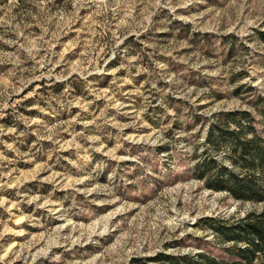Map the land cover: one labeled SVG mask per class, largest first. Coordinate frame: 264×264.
<instances>
[{
  "label": "rangeland",
  "instance_id": "obj_1",
  "mask_svg": "<svg viewBox=\"0 0 264 264\" xmlns=\"http://www.w3.org/2000/svg\"><path fill=\"white\" fill-rule=\"evenodd\" d=\"M231 112L264 139V0H0V264L202 252L263 208L197 176Z\"/></svg>",
  "mask_w": 264,
  "mask_h": 264
},
{
  "label": "trees",
  "instance_id": "obj_2",
  "mask_svg": "<svg viewBox=\"0 0 264 264\" xmlns=\"http://www.w3.org/2000/svg\"><path fill=\"white\" fill-rule=\"evenodd\" d=\"M220 118L226 122L211 124L206 140L216 150H228L232 167L208 157L199 165L197 176L209 189L263 208L248 212L234 223L204 219L202 228L213 232L214 241L205 243L201 238L187 237L186 241L192 240L202 252L194 256L162 254L155 258L157 264H264V139L249 122L247 112L220 114ZM206 244L219 249L221 255L206 251Z\"/></svg>",
  "mask_w": 264,
  "mask_h": 264
}]
</instances>
